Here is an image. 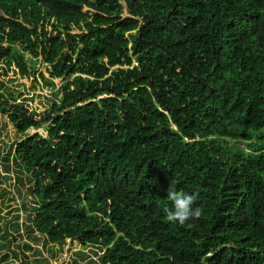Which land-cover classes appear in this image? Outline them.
Returning <instances> with one entry per match:
<instances>
[{
    "label": "trees",
    "instance_id": "trees-1",
    "mask_svg": "<svg viewBox=\"0 0 264 264\" xmlns=\"http://www.w3.org/2000/svg\"><path fill=\"white\" fill-rule=\"evenodd\" d=\"M0 113L28 232L99 264H264V0H0ZM172 186L199 218L167 220Z\"/></svg>",
    "mask_w": 264,
    "mask_h": 264
},
{
    "label": "rangeland",
    "instance_id": "rangeland-1",
    "mask_svg": "<svg viewBox=\"0 0 264 264\" xmlns=\"http://www.w3.org/2000/svg\"><path fill=\"white\" fill-rule=\"evenodd\" d=\"M20 83L22 82L18 81L13 87L20 86ZM24 83L23 89L27 94L30 83ZM7 86L10 88L12 85L8 84ZM20 89L22 90V88H18V90ZM41 95L45 97L47 93L43 92ZM41 103H44L43 99H36L31 105H27L35 108ZM35 132L44 135L41 129L31 130L30 134ZM16 141L17 136L13 127L0 113V246L6 247L4 250V254L8 253L6 264H99L98 257L102 253L96 248L83 247L76 242L68 246V250L66 248L64 250L49 244L43 237L25 229L24 224L29 214L27 208L31 206L34 198L24 176L22 177L24 187L17 182L18 171L13 168L11 157L9 163L4 161L9 147L13 146ZM242 147L244 148V144ZM6 164L9 168L8 173L2 168ZM16 226H18V231L15 230ZM4 231L8 233V237L1 239V234Z\"/></svg>",
    "mask_w": 264,
    "mask_h": 264
},
{
    "label": "clouds",
    "instance_id": "clouds-1",
    "mask_svg": "<svg viewBox=\"0 0 264 264\" xmlns=\"http://www.w3.org/2000/svg\"><path fill=\"white\" fill-rule=\"evenodd\" d=\"M167 199L172 208L167 210V220L172 223L183 225L186 221L199 218L202 215V207H194L197 199L196 193L177 191L175 186L167 190Z\"/></svg>",
    "mask_w": 264,
    "mask_h": 264
}]
</instances>
